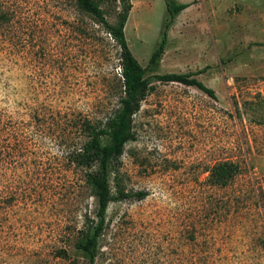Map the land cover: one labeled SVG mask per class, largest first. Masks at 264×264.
I'll return each instance as SVG.
<instances>
[{"label": "rangeland", "instance_id": "1", "mask_svg": "<svg viewBox=\"0 0 264 264\" xmlns=\"http://www.w3.org/2000/svg\"><path fill=\"white\" fill-rule=\"evenodd\" d=\"M98 1L117 22L125 1ZM129 1L126 42L147 67L165 5ZM177 1L187 7L168 29L158 67L145 72L152 89L133 116L135 139L115 164L119 188L147 195L109 204L94 264H264V0L258 8L253 0ZM0 4L17 9L0 34V115L16 132L13 159L0 162V203L6 181L27 186L8 207L0 260L87 264L72 243L97 200L65 152L79 137L78 112L100 122L115 104L120 50L74 0ZM167 72L196 73L214 97L154 76ZM21 135L29 138L24 163ZM221 161L242 169L226 187L209 179ZM55 247L70 256H54Z\"/></svg>", "mask_w": 264, "mask_h": 264}, {"label": "trees", "instance_id": "2", "mask_svg": "<svg viewBox=\"0 0 264 264\" xmlns=\"http://www.w3.org/2000/svg\"><path fill=\"white\" fill-rule=\"evenodd\" d=\"M125 4L117 11V22H111L105 15L98 0H74V4L80 15H88L95 24L101 26L102 30L109 35L118 46L120 53V92L117 100L105 119L94 122L81 112L77 113L73 124L78 130V139L72 147L65 152L67 163L74 169H80L84 173V182L89 187L91 194L97 200L95 217H86V223L77 231L76 239L72 246L76 253L82 254L87 264H94L98 252V240L102 235L105 223L106 212L112 201L120 199H143L147 192L145 190H129L119 188L117 181L116 163L124 152L125 144L135 139L133 129V116L139 110L141 101L152 89V85L145 72L148 68L155 70L158 67L161 54L167 41L168 29L174 22L176 16L187 7L186 3L177 0H163L167 16L163 21V29L159 35L157 45L152 51L147 67H143L133 56L125 38V23L128 17L131 3L123 0ZM17 9H9L0 4V34L8 32V27L16 18ZM78 31L86 34V29L78 27ZM196 73L167 72L155 74L154 76L164 82H179L188 86H195L211 97H214L212 88L204 85L194 77ZM16 134L12 128L9 118L0 115V162L9 164L13 159V151L10 143L11 136ZM27 135H21L17 142V150L21 154V163L27 160L24 151L27 150ZM241 165L234 161H221L211 171L209 179L212 184L226 187L230 185L235 177L241 173ZM115 182V189L112 186ZM26 184L11 185L6 181L5 192L0 203V238L7 235L9 211L8 207L25 193ZM22 198V197H21ZM2 248H4L2 246ZM0 248V252L7 250ZM54 256L66 259L70 252L65 248L55 247ZM7 253V252H4ZM8 254V253H7ZM12 255V253H11ZM14 253L10 259H14ZM26 264L30 263L28 258ZM0 264H9L8 260L1 259Z\"/></svg>", "mask_w": 264, "mask_h": 264}, {"label": "crops", "instance_id": "3", "mask_svg": "<svg viewBox=\"0 0 264 264\" xmlns=\"http://www.w3.org/2000/svg\"><path fill=\"white\" fill-rule=\"evenodd\" d=\"M262 4H264V3H262ZM253 6H256V8H258V7H261L262 5H261V3L257 2L256 0H253ZM248 13H249L248 19L249 18H252V19L256 18V13L255 12L251 13V11H249ZM263 23H264V21L260 22V25L263 24ZM252 26L255 27L254 25H252Z\"/></svg>", "mask_w": 264, "mask_h": 264}]
</instances>
